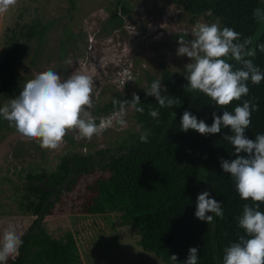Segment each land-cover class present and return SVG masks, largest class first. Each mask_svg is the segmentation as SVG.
<instances>
[{
  "label": "trees",
  "instance_id": "obj_1",
  "mask_svg": "<svg viewBox=\"0 0 264 264\" xmlns=\"http://www.w3.org/2000/svg\"><path fill=\"white\" fill-rule=\"evenodd\" d=\"M173 1L192 18L210 14L220 22L221 29L232 28L242 39L251 37L252 47L264 43V22L253 17L254 9H264V0ZM68 2L72 4L73 0ZM50 27V23L36 21L16 23L6 29L0 59V107L19 95L24 84L33 78L31 75L21 78L24 69L19 72L17 64L26 56L31 42H36L35 52L39 50ZM253 62L264 72V53L257 51ZM160 75L161 86L167 89L164 95L180 101L175 107H160L155 98L146 96L145 92L123 93L110 87L108 100L94 110L97 117L111 115L116 110L113 99L130 101L132 94H137L142 103L138 106H142L144 112L132 110L133 116L136 125H143L139 130L149 132L148 143H141L138 137L123 148H104L93 154L72 152L62 156L50 173L26 172L21 208L30 217L19 222L17 234L23 240L20 255L9 258L6 264L78 263L73 235L67 234L63 241L53 239L43 224L52 218L53 209L64 194L72 192L84 176L98 171L102 175L85 188L87 196L80 214L118 213L120 226L135 227L139 246L165 264H175L169 259L173 254L178 264H183L191 247H199L197 264H223L224 249L242 234L237 218L244 204L251 203L239 198L235 182L220 167L221 159H235L232 145L222 139L231 133L229 129L208 136L193 130L183 132L180 121L183 113L189 111L211 126L213 112L217 116H221L223 110L234 112L235 107L249 100L258 105V110L251 114L245 135L254 139L264 134V80L258 85L249 82L247 96L231 102L226 109H218L209 97L191 90L187 80L167 67H163ZM151 110H158V120L149 115ZM9 127L10 123L0 116V131ZM203 191H208L210 198L222 205L223 218H215L214 224L206 225L194 216L197 196ZM259 210L264 212V204Z\"/></svg>",
  "mask_w": 264,
  "mask_h": 264
},
{
  "label": "rangeland",
  "instance_id": "obj_2",
  "mask_svg": "<svg viewBox=\"0 0 264 264\" xmlns=\"http://www.w3.org/2000/svg\"><path fill=\"white\" fill-rule=\"evenodd\" d=\"M36 21L51 27L37 52L35 41L28 44L26 56L17 64L19 72L24 69L20 77L34 78L49 68L65 78L73 72L90 75L94 81L90 111L97 124L112 115L94 114L95 107L108 100L110 87L123 93L146 92L161 78L164 66L184 78V65L190 61L177 57V39L185 33H189L185 38H191L198 23L221 27L210 14L192 18L173 0H73L72 4L68 0H17L14 7L0 13V59L6 29ZM126 121L127 127L113 123L90 141L69 132L56 150L25 139L11 124L0 131V232L10 226L17 232L20 219L30 217L21 208L26 172L50 173L68 153L93 154L131 145L141 133L131 109ZM100 175L98 171L84 176L72 192L62 196L52 218L43 224L48 235L63 241L72 234L77 264H165L139 246L135 227L120 226L118 213L80 214L86 186Z\"/></svg>",
  "mask_w": 264,
  "mask_h": 264
},
{
  "label": "clouds",
  "instance_id": "obj_3",
  "mask_svg": "<svg viewBox=\"0 0 264 264\" xmlns=\"http://www.w3.org/2000/svg\"><path fill=\"white\" fill-rule=\"evenodd\" d=\"M16 3L17 0H0V13L7 12ZM253 17L264 22V9H254ZM188 35L185 33L177 39L176 49L177 57H187L190 61L184 65L187 87L209 97L216 108L226 109L231 102L240 101L249 94V82L258 85L264 80V72L253 62L257 51L264 53V43L252 47L251 37L242 39L239 32L229 27L221 29L218 23H198L190 33L191 38H185ZM93 89L94 81L88 74L73 72L65 78L49 68L28 80L19 95L0 107V116L25 139L38 142L41 148L56 150L65 143L64 137L69 132H76L78 138L90 141L113 123L127 127L129 109L144 112V108L138 106L142 105L140 97L133 93L130 101L113 99L116 110L97 124L90 111ZM166 91L157 79L145 93L154 97L160 107L173 108L180 104L176 97L164 95ZM257 110L256 103L244 100L234 112L223 110L221 116L213 112L211 126L189 111L183 113L180 121L183 132L193 130L208 136L229 129L231 133L222 139L232 145L235 159H221L220 167L235 182L239 198L251 203L244 204L237 218L242 234L224 249L223 264H264V212L259 210L264 204V134L254 139L245 135L251 124V114ZM149 115L158 120L159 112L151 110ZM137 128L142 129L143 125L138 124ZM139 138L141 143H148L149 132L142 131ZM223 214L221 203L210 198L208 191L197 196L196 219L209 225L214 224L217 217L222 219ZM22 245L23 240L13 227L5 229L0 237V264H6L13 256L18 257ZM198 253L199 247L189 248L183 264H197ZM169 259L178 264L175 254Z\"/></svg>",
  "mask_w": 264,
  "mask_h": 264
}]
</instances>
